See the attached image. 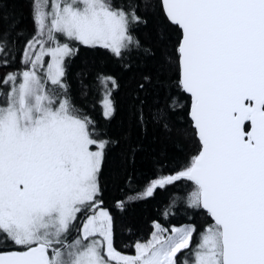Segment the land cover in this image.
<instances>
[{
    "label": "snow or ice",
    "instance_id": "6c2138e0",
    "mask_svg": "<svg viewBox=\"0 0 264 264\" xmlns=\"http://www.w3.org/2000/svg\"><path fill=\"white\" fill-rule=\"evenodd\" d=\"M29 17L25 35L0 0V264H264V0H29ZM150 20L154 41L139 35ZM80 46L103 124L68 83ZM129 72L127 127H113ZM180 121L190 158H154L155 178L115 208L159 189L166 221L180 208L208 219L199 230L153 220L124 254L104 178L132 185L133 127L170 132Z\"/></svg>",
    "mask_w": 264,
    "mask_h": 264
},
{
    "label": "trees",
    "instance_id": "16d2710c",
    "mask_svg": "<svg viewBox=\"0 0 264 264\" xmlns=\"http://www.w3.org/2000/svg\"><path fill=\"white\" fill-rule=\"evenodd\" d=\"M10 9L14 12L18 21V30H22L25 35L31 31V21L29 17V0H8ZM139 35L142 38L155 40V29L152 20L149 21L147 28H141ZM23 37L17 41V49L22 48ZM71 59L67 65V79L70 84L72 96L76 103L83 106L88 114L97 120L100 124L104 123L102 116V93L94 83L93 74L90 72L86 78L82 77L81 70L85 65H91L92 59L83 51ZM17 66L19 57H17ZM4 69L0 68V74ZM138 78V73H124L120 75L121 87L114 92L116 104L115 120L113 127L119 126L121 122L127 127L128 109L130 105V92L134 87V79ZM86 85V87H85ZM87 93L86 95L84 93ZM186 119V118H185ZM177 127L180 128L177 131ZM131 143L138 146L135 155V173L132 185L129 186L126 181L114 180L111 174H106L104 178L105 193L104 206L109 208L115 217V247L124 254H134L133 245L137 240H146L151 232L152 221L165 224L180 225L187 222L196 224L197 229L205 223L206 216L196 215L191 221L185 215L182 208L176 210L174 216L170 215L166 221L162 216V210L168 200V193L157 189L153 197L129 202L125 211L121 212L115 208L114 198L127 200L129 195L139 191L148 181L155 178L157 171L153 166V159L166 162L169 166L177 162H182L185 158H190L194 145L192 144V135L190 127L184 121L178 125H173L172 130L165 131L154 124L149 123L146 129H137L133 127L131 131Z\"/></svg>",
    "mask_w": 264,
    "mask_h": 264
},
{
    "label": "rangeland",
    "instance_id": "374dc122",
    "mask_svg": "<svg viewBox=\"0 0 264 264\" xmlns=\"http://www.w3.org/2000/svg\"><path fill=\"white\" fill-rule=\"evenodd\" d=\"M45 59H47V57L45 58ZM101 107H102V105H101ZM183 252H187L188 250H182ZM134 252H135V250H134ZM179 255V254H178ZM182 259H183V257H181ZM189 258H191V257H189Z\"/></svg>",
    "mask_w": 264,
    "mask_h": 264
}]
</instances>
